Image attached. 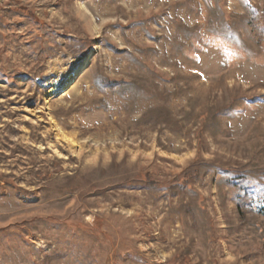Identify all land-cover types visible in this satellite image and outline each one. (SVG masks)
Wrapping results in <instances>:
<instances>
[{"label":"rangeland","instance_id":"1","mask_svg":"<svg viewBox=\"0 0 264 264\" xmlns=\"http://www.w3.org/2000/svg\"><path fill=\"white\" fill-rule=\"evenodd\" d=\"M254 18L264 0H0V264H264Z\"/></svg>","mask_w":264,"mask_h":264},{"label":"trees","instance_id":"2","mask_svg":"<svg viewBox=\"0 0 264 264\" xmlns=\"http://www.w3.org/2000/svg\"><path fill=\"white\" fill-rule=\"evenodd\" d=\"M252 31L259 42L264 41V28L259 24V22L254 18L251 21ZM151 186H155L154 183H149Z\"/></svg>","mask_w":264,"mask_h":264},{"label":"bare ground","instance_id":"3","mask_svg":"<svg viewBox=\"0 0 264 264\" xmlns=\"http://www.w3.org/2000/svg\"><path fill=\"white\" fill-rule=\"evenodd\" d=\"M82 63H84L83 61L80 63V65L82 64ZM83 65V64H82ZM76 71V70H75ZM75 71H74V73H75Z\"/></svg>","mask_w":264,"mask_h":264}]
</instances>
